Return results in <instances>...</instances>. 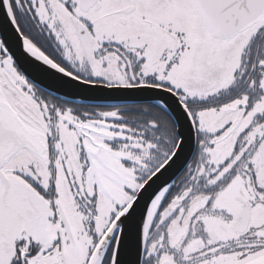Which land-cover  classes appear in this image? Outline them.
<instances>
[{
  "label": "snow or ice",
  "instance_id": "6c2138e0",
  "mask_svg": "<svg viewBox=\"0 0 264 264\" xmlns=\"http://www.w3.org/2000/svg\"><path fill=\"white\" fill-rule=\"evenodd\" d=\"M0 264H264V0H0Z\"/></svg>",
  "mask_w": 264,
  "mask_h": 264
}]
</instances>
